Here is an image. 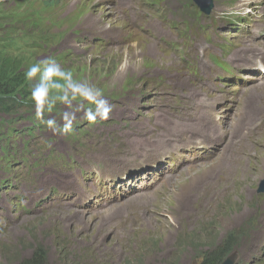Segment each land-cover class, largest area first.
Masks as SVG:
<instances>
[{
    "label": "rangeland",
    "instance_id": "obj_1",
    "mask_svg": "<svg viewBox=\"0 0 264 264\" xmlns=\"http://www.w3.org/2000/svg\"><path fill=\"white\" fill-rule=\"evenodd\" d=\"M191 2L0 0V39L9 35L19 48L16 56L56 59L74 78L101 88L114 106L107 121L89 124L81 112L72 134L53 135L44 125L34 141L37 132L27 122L31 113L0 117L1 154L5 146L25 152L29 148L17 145L33 142L29 152L46 157L39 170L33 163L28 169L18 157L13 165L0 164V264H16L37 245L45 246L48 264L69 259L78 264H198L200 252L218 246L231 232L240 237L225 260L264 264V192H257L264 181V71L258 70L264 58L233 53L251 41H264V0H213L209 15ZM7 6L9 13L3 10ZM154 68L161 71L146 75ZM173 79L179 85L172 108L149 92L162 85L166 90ZM241 97L248 101L243 107ZM179 101L186 109L182 112L190 114L196 104L203 110L212 105L214 119L211 125L199 115L183 121L181 131L189 134V142L169 147L174 136L157 140V135L174 129ZM59 107L45 119L58 117ZM211 126L223 133V152L207 140ZM13 129H28L26 140L10 135ZM141 140L163 148L164 155L117 178L124 184L110 179L111 160L124 158ZM101 154L108 156L106 167L88 159ZM183 160L190 169L178 175ZM47 169L73 172L77 186H91L90 200L122 202L131 192L145 195L114 205L112 212L47 210L44 202L58 196L55 186L30 200ZM164 173L171 175L166 184ZM68 197L60 195L63 201Z\"/></svg>",
    "mask_w": 264,
    "mask_h": 264
},
{
    "label": "bare ground",
    "instance_id": "obj_2",
    "mask_svg": "<svg viewBox=\"0 0 264 264\" xmlns=\"http://www.w3.org/2000/svg\"><path fill=\"white\" fill-rule=\"evenodd\" d=\"M153 27H155V26H153ZM84 34H85V36H87L90 34V32L86 31V32H84ZM91 37H99V36L94 35ZM107 37L113 38V37L108 36V35H107ZM113 43H115L114 40H113ZM121 46H126V45H125V43H121ZM132 46H134V45H132ZM245 53L257 55V56L263 58L264 57V47L261 50L257 47V45L250 43V44H247L243 49L236 52L235 54H240V56L242 57ZM258 70H260V68ZM156 72H157V69H153L150 72H148L147 74H155ZM167 84H168V87L166 88V90H164V87H162L161 91L156 96L157 98H159L161 100L163 105H166L167 103L171 104L172 101L175 99L174 95L177 92L176 88L178 87L179 82L176 81L175 79H173V80H169ZM258 86H259V84H258ZM260 87H264V82L260 85ZM155 93H157V92H155ZM190 95L192 97L196 96L192 93H190ZM197 102L198 101H194V103H197ZM246 102H248V101L246 100ZM213 105H214V108L216 111V102L213 101ZM194 108H195V111L193 110L194 112L192 114H190L188 112L184 113V112H182V110L185 109V106H182V102H181V105L176 108V110H178L180 115L175 116L176 121L173 123L174 129L173 130L168 129V128L165 129L164 132L159 133L157 135V140L167 138L168 136H170L172 134L175 139L169 147H173L175 145H178V146L186 145L189 142L190 138H189L188 133L181 131V125H182V122L185 120H187V121L194 120L196 115H199L204 120V123L206 125H211V122L214 119V112H213L212 105L209 104L207 109L204 108V110L199 104L194 105ZM185 111H186V109H185ZM195 121L199 122L200 120L195 119ZM155 125H158V123H155ZM233 129L235 130V128H233ZM232 132H233V130H232ZM232 132H230V133H232ZM144 134L147 135L148 133H144ZM222 134L223 133L220 132L218 129H215V126H211L210 127V135L207 138V140L210 141V143L212 142L210 145H212V147H213V145H215L216 149L218 151H221V152H223V150H224V148H223L224 137ZM141 138H139V139H141ZM132 143H134V142H132ZM139 144L140 145H137V146H132L133 145L132 144L130 149L128 150V153L126 154V156L124 158L118 159V160H111V162L109 163L110 169L107 168L108 176L110 177V179H116V181H118L120 184H124L125 179H123L122 181H119V179H117V178L121 177V175H124L126 173H134V171L140 165L144 164L147 160H154V159H157V158L161 157L162 155H164L162 152L163 148L156 150L154 148V146L149 144L148 142H144V144H143V140H141L139 142ZM107 158H108L107 155H102V154L92 156V157L91 156L88 157V159L91 162L101 163L104 167H106ZM218 160H216L215 162H218ZM217 165H214V167ZM88 166L90 167L92 165L88 164ZM163 168H164L163 164L160 167H158L160 173L162 172ZM189 169L190 168H188L186 161L183 160L180 168L178 169V175L188 172ZM170 177H171V175H166L164 173L162 178H161L162 184H166V181ZM76 178L77 177L73 172H61L59 170L47 171L45 174V177L38 184L37 190L30 197V200L40 198L42 195L48 193V191L50 190V187L55 186L57 188V195L58 196H49L47 201L44 202L43 206L47 210L54 208V207L74 208L75 210L77 209V210H80L81 212L85 211V212L90 213V214H96L99 212L106 211L108 209H109L108 211L112 212V210L114 208H116V206H114V205L122 203L124 201L134 199L135 197L140 196V195H145L142 192H137V193L131 192L125 196V199L122 202H114L112 200H100V201L90 200L89 197L93 196L91 186L86 188L84 186V183L77 186L75 184V180H74ZM62 194H69V197L67 198V200H65V201L61 200L60 195H62ZM123 205H125V204H123ZM120 208L121 207H119V209Z\"/></svg>",
    "mask_w": 264,
    "mask_h": 264
},
{
    "label": "clouds",
    "instance_id": "obj_3",
    "mask_svg": "<svg viewBox=\"0 0 264 264\" xmlns=\"http://www.w3.org/2000/svg\"><path fill=\"white\" fill-rule=\"evenodd\" d=\"M264 71V65L260 67ZM25 81L30 85L29 102L34 107L35 118L53 135L67 136L73 133L77 114L89 124L109 120L114 106L104 97L103 90L89 80L74 78L72 70L56 59H39L24 72ZM57 104L64 108L59 116L52 114ZM85 104L90 107H85Z\"/></svg>",
    "mask_w": 264,
    "mask_h": 264
},
{
    "label": "trees",
    "instance_id": "obj_4",
    "mask_svg": "<svg viewBox=\"0 0 264 264\" xmlns=\"http://www.w3.org/2000/svg\"><path fill=\"white\" fill-rule=\"evenodd\" d=\"M6 35V37L0 39V117L14 116L20 109L26 111V114L34 110L28 100L30 86L25 81L24 72L36 61H32L31 57L21 58L16 56L15 52L19 48L15 47L14 41L9 39L8 34ZM1 37L2 34L0 33ZM59 110L60 107L57 108L56 106L54 112L58 113ZM13 132L14 130H12L10 135ZM239 237L240 235L238 236L236 233L231 232L218 246H213L200 252L201 259L198 264H221L229 255ZM35 247L36 249L29 257H21V259L16 261V264H48L45 256L46 252L43 249L45 246L37 245ZM68 264L78 263H72L69 259Z\"/></svg>",
    "mask_w": 264,
    "mask_h": 264
},
{
    "label": "water",
    "instance_id": "obj_5",
    "mask_svg": "<svg viewBox=\"0 0 264 264\" xmlns=\"http://www.w3.org/2000/svg\"><path fill=\"white\" fill-rule=\"evenodd\" d=\"M193 2L200 8V10L206 14H208L212 8V1L211 0H193ZM258 193L264 192V181L260 183L258 188ZM235 255V253H234ZM234 259V258H233ZM232 258H229L222 262V264H232L233 262ZM232 260V261H231Z\"/></svg>",
    "mask_w": 264,
    "mask_h": 264
}]
</instances>
